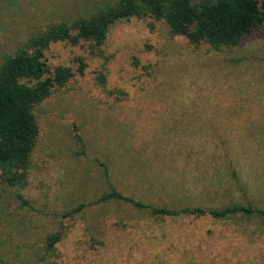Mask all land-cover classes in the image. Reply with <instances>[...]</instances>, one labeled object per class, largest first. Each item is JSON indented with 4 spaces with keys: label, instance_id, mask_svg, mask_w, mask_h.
Segmentation results:
<instances>
[{
    "label": "rangeland",
    "instance_id": "rangeland-1",
    "mask_svg": "<svg viewBox=\"0 0 264 264\" xmlns=\"http://www.w3.org/2000/svg\"><path fill=\"white\" fill-rule=\"evenodd\" d=\"M95 5L0 0V62L37 29ZM101 51L80 41L45 52L48 67L74 76L34 108L27 186L0 185V264H264V228L243 219L153 218L118 202L62 217L110 187L158 207H264V29L215 51L132 17Z\"/></svg>",
    "mask_w": 264,
    "mask_h": 264
},
{
    "label": "trees",
    "instance_id": "trees-1",
    "mask_svg": "<svg viewBox=\"0 0 264 264\" xmlns=\"http://www.w3.org/2000/svg\"><path fill=\"white\" fill-rule=\"evenodd\" d=\"M260 0H96L94 10L84 16L51 24L34 31L0 62V185L24 189L28 184L31 157L39 138L34 108L63 88L74 76L68 66L53 69L46 63L45 52L51 44L88 42L94 54L101 55L111 27L132 17L162 21L172 36H183L194 46L207 44L211 49L237 46L242 38L264 29V6ZM82 61L76 70L83 74ZM98 84L104 91V79ZM78 140H81L77 136ZM106 169V168H104ZM106 202L126 204L146 211L150 217H209L215 221L243 219L264 228V207L229 204L220 207H158L135 200L110 187L97 200L81 204L62 214L73 217L87 206ZM61 232L45 238V252L53 253ZM1 263V260H0ZM47 264H61L52 259Z\"/></svg>",
    "mask_w": 264,
    "mask_h": 264
}]
</instances>
